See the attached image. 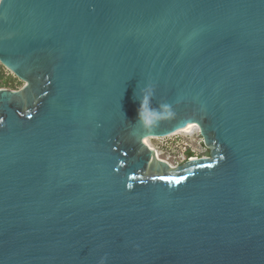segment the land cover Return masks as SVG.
Here are the masks:
<instances>
[{
	"label": "water",
	"instance_id": "1",
	"mask_svg": "<svg viewBox=\"0 0 264 264\" xmlns=\"http://www.w3.org/2000/svg\"><path fill=\"white\" fill-rule=\"evenodd\" d=\"M0 64V264H264V0H4Z\"/></svg>",
	"mask_w": 264,
	"mask_h": 264
},
{
	"label": "rangeland",
	"instance_id": "2",
	"mask_svg": "<svg viewBox=\"0 0 264 264\" xmlns=\"http://www.w3.org/2000/svg\"><path fill=\"white\" fill-rule=\"evenodd\" d=\"M6 75L10 78V84L6 87L17 89L22 86L23 82L5 69ZM149 143L155 148L159 157L166 160L172 167L183 163L189 158L188 153L192 156H204L207 149L202 145V139L198 129L177 132L167 137L156 138L149 137Z\"/></svg>",
	"mask_w": 264,
	"mask_h": 264
},
{
	"label": "clouds",
	"instance_id": "3",
	"mask_svg": "<svg viewBox=\"0 0 264 264\" xmlns=\"http://www.w3.org/2000/svg\"><path fill=\"white\" fill-rule=\"evenodd\" d=\"M150 96H143L141 98V102L139 104V107L137 109V122H141L146 128L151 127L154 125L155 122L158 121V119L160 118L159 115L157 114L155 119L153 118H145L143 115V109L145 108V106H147L150 103ZM162 108L167 109L168 106L167 105H162ZM154 111V110H153ZM169 115H171V113H169Z\"/></svg>",
	"mask_w": 264,
	"mask_h": 264
},
{
	"label": "trees",
	"instance_id": "4",
	"mask_svg": "<svg viewBox=\"0 0 264 264\" xmlns=\"http://www.w3.org/2000/svg\"><path fill=\"white\" fill-rule=\"evenodd\" d=\"M5 72V68L0 64V87H6L8 84H10V78Z\"/></svg>",
	"mask_w": 264,
	"mask_h": 264
},
{
	"label": "bare ground",
	"instance_id": "5",
	"mask_svg": "<svg viewBox=\"0 0 264 264\" xmlns=\"http://www.w3.org/2000/svg\"><path fill=\"white\" fill-rule=\"evenodd\" d=\"M193 128H196V129H197V126L193 125V126L191 127V129L193 130ZM191 129H190V130H191ZM184 131H186V130H180L179 132H184ZM188 131H189V130H188ZM148 138H149V137H146V138H145V142H146L149 146H151L152 144L149 143ZM151 147H152V146H151ZM156 153H157V155H158V157H159V154H158L157 150H156Z\"/></svg>",
	"mask_w": 264,
	"mask_h": 264
},
{
	"label": "snow or ice",
	"instance_id": "6",
	"mask_svg": "<svg viewBox=\"0 0 264 264\" xmlns=\"http://www.w3.org/2000/svg\"><path fill=\"white\" fill-rule=\"evenodd\" d=\"M3 2H4V0H0V5H2V4H3Z\"/></svg>",
	"mask_w": 264,
	"mask_h": 264
}]
</instances>
